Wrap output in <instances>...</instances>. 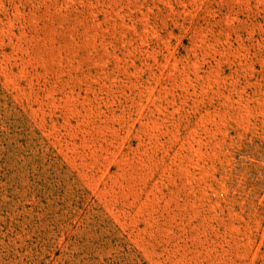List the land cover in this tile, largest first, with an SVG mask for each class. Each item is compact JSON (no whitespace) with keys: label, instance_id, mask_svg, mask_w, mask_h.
<instances>
[{"label":"rangeland","instance_id":"1","mask_svg":"<svg viewBox=\"0 0 264 264\" xmlns=\"http://www.w3.org/2000/svg\"><path fill=\"white\" fill-rule=\"evenodd\" d=\"M0 264H264V0H0Z\"/></svg>","mask_w":264,"mask_h":264}]
</instances>
